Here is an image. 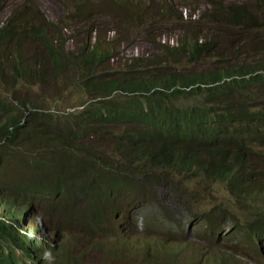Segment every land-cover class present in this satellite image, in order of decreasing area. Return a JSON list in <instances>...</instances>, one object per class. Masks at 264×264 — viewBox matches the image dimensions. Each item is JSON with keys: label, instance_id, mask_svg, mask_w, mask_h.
<instances>
[{"label": "trees", "instance_id": "16d2710c", "mask_svg": "<svg viewBox=\"0 0 264 264\" xmlns=\"http://www.w3.org/2000/svg\"><path fill=\"white\" fill-rule=\"evenodd\" d=\"M201 1L187 20L166 0H73L65 21L27 0L0 20V202L75 222L70 264H183L161 239L140 254L107 249L110 235L128 243L129 205L150 197L152 185H173L188 202L186 185L201 176L199 184L221 182L236 200L264 204V0ZM97 13L114 25L96 24ZM139 37L153 50L124 53ZM25 85L50 95L29 98ZM73 93L79 98L65 104ZM7 165L17 171L12 180ZM216 211L232 223L227 232ZM198 217L209 247L187 264H248L236 230L264 260L254 241L264 249V205L244 224L221 207ZM15 232L0 220V264L17 262L3 251L17 243Z\"/></svg>", "mask_w": 264, "mask_h": 264}, {"label": "rangeland", "instance_id": "374dc122", "mask_svg": "<svg viewBox=\"0 0 264 264\" xmlns=\"http://www.w3.org/2000/svg\"><path fill=\"white\" fill-rule=\"evenodd\" d=\"M27 0H1L3 4V9L0 12V20H3L8 14L11 7L15 6L18 3L26 2ZM46 15L47 18L60 21L68 20L71 18V14L74 12L75 3L73 0H29ZM93 3H96L98 0H90ZM145 2V0H137ZM171 2L175 8L182 12V16L185 20L188 19V14L190 10H194L195 7H202L204 2L201 0H166ZM224 1H233V0H224ZM240 1V0H236ZM151 3H157V0H151ZM198 12L196 11L193 14L192 18L195 19ZM94 22L99 25H104L109 27L114 25V19L111 16L105 15L103 13H97L92 16ZM75 21V20H74ZM159 20L155 26H149L148 28L156 27ZM176 21L169 23L167 27H175ZM63 25V31L66 35L73 33V25H67V23H61ZM75 24H79L76 19ZM78 26V25H77ZM173 30V29H172ZM138 36V35H137ZM142 36V35H141ZM78 43L76 35L74 38H69L67 46L72 48L74 43ZM123 45V44H122ZM123 47V46H122ZM151 51L153 48L148 44L143 42L142 37H139L135 43H130L123 47L124 53L128 55H139L141 53H146L148 50ZM117 64V63H116ZM22 93L27 97L31 98L34 95H50V92L47 91L43 85H25L22 88ZM65 98V97H64ZM79 98L76 94H70L69 97H66L65 104H74ZM106 150V148H103ZM108 152L112 151L107 149ZM6 171L9 178H15L17 171L13 168V165H7ZM196 179H201V176H198ZM196 179L191 180L186 188L188 189L189 198L188 202L185 201V197L181 196L182 191L177 190L175 186L162 187L161 185L153 186L148 188L150 197H141V202L134 203L133 206L129 205L130 211L127 212L126 221L132 225V229L135 231H140L143 233L150 234L153 237L152 241L155 239H161L167 242H170V247L173 253L177 254V260H180L184 263H188L192 260H195L198 255L204 251V254L207 252L209 247V240L206 239V223L203 219L199 218L198 215L201 210H210L211 208L215 209L221 207L224 209L231 210L236 212V219L239 224L248 223L246 220L250 218V212L256 210L257 208L263 206L264 204L261 200L249 201V200H236L230 193L226 190V187L221 182L211 183L207 187L206 180H200L201 183H197ZM179 189V188H178ZM196 200H194V198ZM187 204V205H186ZM195 205V208L189 209V205ZM168 211V212H166ZM222 210V209H221ZM169 213L168 218L166 213ZM221 211H216L215 218L217 220L218 227L222 228L223 226L226 229V232L232 226V223L228 221L227 217H224ZM58 216L48 218L50 222L57 226L59 224ZM43 220V218H42ZM64 222V221H63ZM62 223V222H61ZM234 227V226H233ZM121 229V228H119ZM236 232V233H235ZM234 233L237 237V245L244 248V251L248 254H251L254 258L259 260V264H264V260L259 259L257 253L259 252L253 245H250V240L247 236L242 237V233L236 230ZM93 236L99 235L95 230L94 233H91ZM108 237L109 235H102ZM214 242L216 239H213ZM227 240V238H226ZM208 241V242H207ZM256 245L261 247V250L264 251L263 245L257 239H254ZM225 246L229 249L233 248V245L228 242H224ZM244 258H242L243 260ZM247 262V261H245ZM183 263V264H184Z\"/></svg>", "mask_w": 264, "mask_h": 264}, {"label": "clouds", "instance_id": "9594fccd", "mask_svg": "<svg viewBox=\"0 0 264 264\" xmlns=\"http://www.w3.org/2000/svg\"><path fill=\"white\" fill-rule=\"evenodd\" d=\"M0 220L8 223L9 227L16 231L17 243H12L10 248L3 247V251L16 256L17 262L13 264H70L71 251L78 245L80 233L79 227L70 226L68 223L75 222L66 219L62 223L59 221L55 226L33 203L30 206L27 204L20 206L12 201L8 204L0 202ZM129 233L128 243L122 240L123 234L115 237L110 235L109 241H106L107 249L114 247L123 255L122 252L140 254L142 250L150 251L154 247H159L157 239L152 241L154 236L150 234L142 232L136 239L132 229ZM239 255L248 264H259V260L251 254ZM151 256L149 253L146 258Z\"/></svg>", "mask_w": 264, "mask_h": 264}]
</instances>
